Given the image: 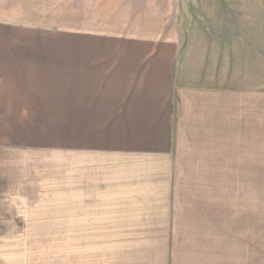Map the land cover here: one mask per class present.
I'll list each match as a JSON object with an SVG mask.
<instances>
[{
    "label": "crops",
    "instance_id": "obj_1",
    "mask_svg": "<svg viewBox=\"0 0 264 264\" xmlns=\"http://www.w3.org/2000/svg\"><path fill=\"white\" fill-rule=\"evenodd\" d=\"M184 1L0 0V162L67 182L70 264H264V0L178 58Z\"/></svg>",
    "mask_w": 264,
    "mask_h": 264
},
{
    "label": "rangeland",
    "instance_id": "obj_2",
    "mask_svg": "<svg viewBox=\"0 0 264 264\" xmlns=\"http://www.w3.org/2000/svg\"><path fill=\"white\" fill-rule=\"evenodd\" d=\"M230 4L237 6L238 9L240 5H243L242 3L240 5H237L239 3H229L227 0H185L183 2L180 24L186 31L185 36L180 40L178 58L181 54L196 52L191 49L195 50L196 48L199 33L203 30L200 27H208L210 32H213L214 19L210 13L227 11ZM245 4L249 6V3ZM250 5L253 6L252 11L248 12L251 17L231 18L233 21H237L238 25L250 22L246 26V33L240 39L238 37L237 41L248 42L251 40L254 45L258 43L257 46H263L261 50H254L256 47L254 46L253 50L245 52L246 56L252 53L251 68L253 72H256L260 67L255 63H263L264 70V1H254ZM246 12L244 11L243 15ZM202 15L210 17L203 18ZM218 20L221 26H225L223 23L229 21V18ZM262 27L263 30H260ZM230 29L231 27H228L224 30L222 27V33L232 32ZM260 31H263L262 36ZM225 39L227 41L232 39V35H226ZM214 41L226 42L224 39H215ZM189 43L191 46H188ZM246 66L250 68L249 65ZM246 66L243 68L245 69ZM59 157L61 160L67 159V151L61 152ZM5 165L4 162H0V264H70L67 182H60L66 184L63 185L65 191L58 189L64 193L54 190L52 183L48 185L49 191L37 194L36 177L30 176L33 172L29 173L23 169L20 171V162L13 163L18 172H15L17 169L14 170V168H10L8 171ZM4 173L13 176L14 182L1 177ZM62 175V173L50 174L53 181H56L55 178H61ZM32 181L34 184L31 183Z\"/></svg>",
    "mask_w": 264,
    "mask_h": 264
}]
</instances>
